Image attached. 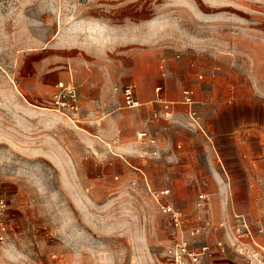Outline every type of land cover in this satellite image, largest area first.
<instances>
[{
	"label": "rangeland",
	"instance_id": "rangeland-1",
	"mask_svg": "<svg viewBox=\"0 0 264 264\" xmlns=\"http://www.w3.org/2000/svg\"><path fill=\"white\" fill-rule=\"evenodd\" d=\"M70 83L82 123L53 101ZM261 89L264 0H0V264H167L183 236L201 242L182 214L200 212L196 176L175 192L147 126L183 104L207 135L201 109Z\"/></svg>",
	"mask_w": 264,
	"mask_h": 264
},
{
	"label": "crops",
	"instance_id": "crops-1",
	"mask_svg": "<svg viewBox=\"0 0 264 264\" xmlns=\"http://www.w3.org/2000/svg\"><path fill=\"white\" fill-rule=\"evenodd\" d=\"M78 94L82 106L79 91ZM184 103L191 111L193 105ZM162 106L169 113L177 111V115L154 120L147 126L156 142L154 156H161L160 160L152 162L154 169L160 167L169 171V185L175 192L188 185V174L194 172L199 191H202L199 200L201 195L208 196V193L213 203L212 213L205 207L196 214L182 212L188 216L186 220L192 219L191 225L204 227L207 220L215 224L223 220L235 223L234 214L242 213L248 217L254 231L264 227V89L256 93L251 90L244 101L230 97L218 99L211 108L210 119L206 115L208 111L201 109L210 133L207 135L196 126H190L186 117L178 115L187 109L183 104ZM79 112L77 122L82 123ZM130 128L134 133L140 125L134 120ZM171 189H166V193L171 194ZM169 201L177 205L173 195ZM201 234L199 240L213 248V254L205 257L207 264H248L231 248L218 250L216 241L226 237L223 229L209 227ZM257 240L264 244V234H257Z\"/></svg>",
	"mask_w": 264,
	"mask_h": 264
},
{
	"label": "built area",
	"instance_id": "built-area-1",
	"mask_svg": "<svg viewBox=\"0 0 264 264\" xmlns=\"http://www.w3.org/2000/svg\"><path fill=\"white\" fill-rule=\"evenodd\" d=\"M125 102L129 106L136 104L135 92L132 86L124 89ZM184 99L188 104H194V91L187 89L184 91ZM53 101L57 108L64 110L73 120L77 118L80 111L79 94L73 84H67L56 90L53 94ZM190 115L195 119L196 111L192 108ZM140 136H144L141 134ZM207 197L201 195L199 206L205 207ZM7 207L6 197L0 195V250L5 243L8 233V226L3 220V215ZM166 212L172 214L175 220H180V213L170 204L163 205ZM235 223H230L227 220L213 223L207 220L202 229L193 231V234L202 233L213 229H223L226 234L225 238L216 241V247L220 251H225L227 248L233 249L237 254L242 256L248 264H264V244L257 240V234H264V227H258L257 232L253 230L252 224L248 217L242 213L234 214ZM212 247L206 242H198L196 239L189 236H183L178 242L168 249L169 262L167 264H207L205 257L212 255Z\"/></svg>",
	"mask_w": 264,
	"mask_h": 264
}]
</instances>
